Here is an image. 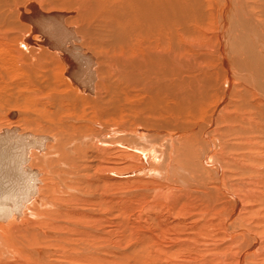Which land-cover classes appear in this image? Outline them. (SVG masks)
<instances>
[{
	"label": "bare ground",
	"instance_id": "bare-ground-1",
	"mask_svg": "<svg viewBox=\"0 0 264 264\" xmlns=\"http://www.w3.org/2000/svg\"><path fill=\"white\" fill-rule=\"evenodd\" d=\"M52 2L55 1L53 0ZM59 2L61 3L59 6L60 8L51 10V8H54L51 6L54 5H51L46 0H0V116L1 114H4L12 121H16L20 118V115L28 116L27 114H30L31 106L28 108L27 105L33 100L38 103L57 99H66L68 101L72 100V103L79 101L77 102L78 105L75 104L76 108L72 109L76 112L80 109V107H83L82 116L84 118L86 117L85 112L88 110L87 107H91L90 114H93L96 117V120L94 118H90L89 121L93 120L91 124L85 123L81 126L77 124L81 132H85V134L86 132H90L88 133L89 135L84 134V136H80L79 134L78 136H80V139H78L80 142H90V146L87 144L88 151L91 150L94 152L95 157L99 161L96 165H79L80 169L82 167L84 170L93 171L94 174L89 175L87 172V174L83 172V174H85L83 175L84 183L81 181L82 184H80V182L75 180V184H73L72 187L70 186L73 190L79 189L81 192H84L86 196L89 195L90 197L91 195L87 192L92 190L94 186L96 188H100L101 184L103 187L109 185L115 186V182L113 180L123 176L124 173L120 172L122 169L113 165L115 164L114 161L117 162L118 159H120L119 162H121V160L124 161V164L126 161H130L131 164L132 162L134 164V161L137 162L138 165L136 164L134 166L135 170L133 171L134 168L132 169L131 167L133 172L131 171L127 174L131 175V173L142 171L144 173L146 170H155L159 172V170L163 169L164 173L163 171L162 173L164 176V174L166 175V173H169V168H174L177 172L179 169V163L175 161L178 160L179 154H182L183 160L181 161L179 159V161L182 162L184 166L180 165L183 166L182 169L188 170V174H191L188 176L185 175L186 177L180 176L181 182L182 180L184 181L180 186L182 189L179 186L174 187L175 184L174 186L171 185L173 180L169 176V180L172 181L169 182L166 178V182L164 181L165 183H160L163 180L156 183V188L150 192L148 191V193H145L146 195L149 193L152 194L150 196L151 200H147L146 198L149 197L146 196L145 199L147 201L144 199L143 201L145 202L141 201L142 203L139 207L140 209L136 212L137 214L132 216L130 214L129 220L131 221V224L135 226L136 230H141V232L137 234V237L135 236L141 244V247L143 249L146 248V250L149 248V250L152 251L153 259L151 260L154 261V264H195L191 261V263L185 262L184 260L172 262L167 261V256H170L173 248L176 247L182 250L187 249L192 252L196 251L199 254L202 252L200 249L203 248V251L206 250L208 252L207 254H204L207 255V260L205 259L206 261L203 264H212L213 261L216 262L219 259L222 264H228L227 262L230 260H233L234 264H264V231H262L264 230V69H261L260 65L262 64L261 62L258 63V56H256L257 52L260 53L257 51L259 48H256V46L264 47V0H59ZM59 2L57 4H59ZM61 5H70L71 7L69 9H63ZM93 22L102 26V28L104 26L108 31V34H105L106 38L109 37L107 41L109 43L112 42L115 47L114 49L119 52L115 54V57L108 56V54L111 53V49L108 51V44L105 41L106 39L104 38L103 40V35L106 30L103 28L101 33L100 31H96L93 26ZM234 27H238L236 28L238 31L240 30L239 28H241V30L246 33L245 35L239 34L235 37L238 38L234 41L236 46L238 43L241 45L246 44L247 41H257L258 45L255 44L254 46L249 44V46L254 48L249 51H253L250 54L252 55V58L254 57L253 59L256 63L252 60L253 63H249L246 66L243 57H234L233 54V57H226V52L224 46L222 45L223 43L221 42L222 48L218 52L219 57H214L215 51L213 53V51L208 48V51L205 53L202 52V48H206L204 47L206 42L208 43V41H212L213 43V39L217 38L219 39L217 42L223 40L224 42L226 41V43H229L227 42L229 41L228 38L232 39L231 36L235 34H232L233 30L231 32L229 31ZM226 32H229V35ZM91 43L96 51L98 50L100 51V54H103V56L99 55L100 58L104 57V59L102 58L103 62H101L99 56L91 50L92 48L89 49L87 47V44L91 45ZM199 43L201 45L203 44V47L199 45ZM232 48H234V45H232ZM235 48L237 50V47ZM238 52H240V50ZM55 56L57 58H55ZM245 58L247 60L249 59L247 57ZM259 58L260 60L261 58L263 60L264 57L260 56ZM216 61L218 62V65L215 66V68L209 67L212 65L211 63L214 64ZM59 62H62L63 64ZM52 66L53 68H51ZM263 66L264 65H262V67ZM116 69L120 72L118 73ZM105 73L108 75L110 74L114 79L112 80V83L114 84V87L112 86V90L110 85L107 84L108 82L106 83V79L103 76ZM62 74L65 78L64 81H66L69 85L66 82H59L63 81L61 80ZM179 74V79L182 77L181 74L189 75L185 80H179V83H176L174 78ZM70 76H79V82L73 83ZM110 78L111 77H109V80ZM172 78L174 80H172ZM172 81L176 83V86L175 83L173 85ZM211 82L216 84L214 85L216 88L213 90H211L212 88L210 87ZM15 88L25 92L26 96L21 94L18 98L15 96V99L13 97ZM118 89H121V91ZM60 91L61 93L64 92L65 95L59 96L58 93H60ZM116 91L119 93H122L123 91L125 102L127 103L123 104L124 107L122 105L115 104V102L113 103V100L112 102L109 100L110 103L108 102V99L118 97L116 96ZM168 91H173L175 103L171 101L172 97L170 100L168 99L169 95L167 99L163 97L164 93L166 94ZM8 92L11 95H7ZM19 92L20 91H18V93ZM139 96L141 98H139L140 100L137 99ZM21 99L26 105L24 108L22 106V112H19L18 110L1 111V109L6 107L11 109L20 107ZM164 99L169 101H166V103ZM120 100L121 99H119V101ZM116 102H118V100ZM170 102H173V104L170 106H164L168 110V112H166L167 110L165 111L168 113L167 115H170L172 112L173 114H176L178 119L181 118V116L183 118L185 117V121H188V119L186 120V117L190 116L191 118H203L202 120H206L204 122L206 125H202L201 122H196L192 125V127H187L188 129L185 127V129L182 128L183 130L179 131L178 134L186 133L185 136L183 135L184 139H181L183 143L181 140L179 141L181 143H179V139H176L177 141L175 140L171 128H169L171 135L169 134V136H165H171V139L167 141L168 147L164 146L168 148V154L166 153L167 155L165 161L164 163H161L160 166V162H157V164L153 160L156 153L159 152L156 150L157 147L155 148V145L159 144H154V146L152 145L153 143H156L154 140H152V144L148 147L147 141L145 142L146 147H133V149H137L136 153L138 154L134 153L135 151L132 153H130V151L126 154V151L120 150V148L122 149V147L127 145L128 136L125 137V139L123 134H121L125 131H128V133L131 131L132 136L138 135L139 142L146 140L145 136L147 133L149 137V133H151L149 131H152L150 129H153L151 127L154 126H152L153 124L151 125V121L149 122L148 120L147 122V119H145L146 121L144 122V119L140 117L141 115L138 116L139 112L140 114L143 113L144 109L157 112L158 109L163 108V103L168 105ZM33 103L35 102L33 101ZM64 104L62 105L64 106ZM41 105L42 108L40 109L44 108L47 110V108H45L46 104L44 107L43 104ZM69 105L71 104H68V108ZM127 105L134 108L135 110L133 113H136L140 119H143L142 122H144V127H142V125L139 127L137 124L136 128L129 129L128 126H130V123L126 126H120L117 122L116 123L118 125H114V122L113 124L110 122L112 118L117 117L119 114L122 115V112ZM141 105L142 108L143 106L147 108H143L139 111ZM148 106L151 107L148 108ZM52 107L56 109L54 105H52ZM58 107L60 108V106H57V111L59 110ZM36 108L37 107L33 109L36 110ZM131 108H127V110L130 109L129 111H131ZM163 110L165 109H162V112ZM33 111L31 113H33ZM39 111L40 110L37 112ZM129 111H127V115ZM46 112L44 114L41 112V117H44L43 115H46ZM129 113V116H132V113ZM79 115L80 114L77 113L75 114V116L80 118ZM152 115L154 114L151 113L150 116ZM162 115L163 116L161 117L165 118L164 113ZM167 115L165 114V116ZM46 116L48 120H44L48 122L50 117L48 118V115ZM58 116H56V118ZM64 116L62 115V118ZM105 116L110 118L109 122L106 118H104ZM30 117L31 116H29V118ZM161 117L160 119H162ZM31 118L34 119V117ZM126 118L129 119L128 116ZM132 118H130L129 122L132 121ZM166 118L168 119V116ZM183 118H181L180 121ZM42 119L40 118V122ZM122 119L119 118V120ZM169 119L171 118L169 117ZM193 119L191 120L193 121ZM50 120H52L51 123L57 124L56 121L54 122V118ZM69 121L71 120L69 119ZM170 121L172 122V119ZM170 121L167 122L169 123L167 126L171 124ZM135 122L138 121L134 120L133 123ZM19 123L15 125H1L0 133L4 130L16 128L18 129L19 134L31 132V134L48 136L51 139L47 142L44 151L40 152L38 150H32L29 155L30 160L28 167L33 170H37L39 173V185L37 187L36 195L31 199V201L25 204L19 217L13 215L9 220L0 221V264L28 263H24L25 261L16 262L15 259H20L16 252L11 254L13 256V259L10 260L11 262L7 260L10 258L5 259V255L12 249V247L18 248L17 250H20L23 254L32 255L34 257V262L40 264L41 255L44 251L40 252L37 250L31 251L28 250V248L25 249L22 247L23 245L21 246L18 242L21 240L17 241L14 238V235L16 231L18 235L24 236L26 234V232L25 234L23 232V229H25L24 227H27L28 229L30 228L28 227L30 219L25 217V213L28 209H30V206H37L39 201H45V197L52 195V193L49 192L52 189L46 185L47 182L43 181V179H45L44 176L46 175L43 176L41 172L42 170L40 171L38 167H33L32 161L33 156H36L39 153H47L49 147H51L52 144L57 143V140L47 134L37 133L34 131L23 132L22 129H19L16 126L19 125ZM25 123H27V121ZM51 123L49 122L48 124ZM73 123H76L75 120ZM133 123H131L132 125L130 127L135 125ZM160 123L161 125L164 124V119L163 122L160 120ZM173 123L176 128L177 126L175 125L174 120ZM181 125H183L182 122ZM45 126L48 127V125ZM43 127L44 126L42 125V128ZM35 128L37 127H34L33 129ZM48 128H50V125ZM54 128L55 127H52V129ZM155 129H157L156 126ZM179 130L181 129L179 128ZM176 131L178 130L176 129ZM156 132L158 134H160L159 132L163 133L158 129ZM107 135L109 136L106 137ZM176 135L174 136L176 137ZM132 136L131 138H128L134 140L132 139ZM152 136L155 138L157 137L153 134ZM63 139L62 143L58 145L59 147H57L58 152L61 153H63V150L65 152V145L67 144V142ZM148 139L151 140V138ZM162 141L164 142L163 139ZM175 141L179 143V146H173ZM98 142L101 143V146H99ZM170 142L173 144L172 146ZM129 143H132V141ZM193 143L201 149L200 152L198 151L199 148L197 149L196 146H193ZM82 148L80 147V149ZM125 149L127 150V148L124 147V150ZM144 151L146 152V155ZM117 152H121V155L116 154ZM174 153L176 154V158H173L174 156L171 157ZM68 155L66 157H70ZM170 159L172 160V163H169ZM41 161L43 163V160ZM61 161H63L62 158ZM92 162L94 161L92 160ZM131 164L129 163V166ZM41 167L42 166L40 165V168ZM176 167H178V169H176ZM124 169L125 167L123 170ZM75 172H77V169ZM146 174L149 175V172ZM195 174L200 175H198V178L194 179ZM176 175L178 176V173H176ZM206 176L210 178L212 185L214 184V186L211 187L208 185L209 182L207 183L206 180L209 178ZM141 178L144 179V177ZM152 180L154 179L152 178ZM135 181L137 182V180ZM191 181L194 183L196 182L197 185L201 186L202 188H198L202 190H194L195 187L192 189V184H190ZM144 183L146 184V182ZM144 183H142V185H145ZM154 183L155 180L152 185H154ZM209 184H211V182ZM81 186L83 188H81ZM117 186L118 185L116 184L115 188H117ZM40 192L41 195H43L42 197L40 196ZM101 196L102 195H100V197ZM72 198L77 202L75 207L66 208V212L53 210L52 213L54 215L47 211L44 213V216L52 218V223L50 221L46 222L47 219H45V222L40 223H35L32 220L34 226H47L48 228L57 231H54L57 235H65L64 239L57 237L59 238V241L63 240L67 246L75 245L78 247L71 249H68L70 247L67 248V250L70 251L67 252L70 254H65L63 256L66 261L65 263L108 264L109 254L106 250L100 251L98 256H93L95 253V247L93 244L87 242L85 243V246H80L79 248L80 244L72 235L77 233L81 238L88 240L90 235L94 236L96 233L89 231L91 226L97 231L95 225L99 223L101 225L100 235H107L109 239H112L115 237L114 235L116 231L113 230L110 225L113 227L112 224L114 221L109 223L105 218H96L99 217V214L102 215V213L97 212L98 209L95 210L92 207L90 203L93 201L89 200L88 202L87 199L80 200L75 197ZM100 200L104 203V205L106 204L105 207H108V209L110 208V210L117 209L120 213L124 214L127 212L132 213L131 210L133 208H127L130 207L131 204L128 206V204L122 200L117 201L104 195ZM67 201L70 203L73 202L71 199ZM51 205L55 209L62 207L53 203ZM207 208H211V210H213L216 214H222V217L220 215L221 219L219 217L216 219L205 218V215L207 216L208 213ZM67 209H70L69 213H67ZM136 210L137 209H135V211ZM177 210L183 212L184 215H180V217L174 216ZM214 213L212 212V214ZM29 215L35 217L34 213L29 212L28 216ZM13 218L16 219L13 220ZM36 218H38L37 214ZM151 220L155 221L153 225H151ZM14 222H18V224L20 223L21 225ZM57 222L63 223L61 226H58L56 224ZM78 222L86 224L85 226L73 224V228H69L65 225L68 223ZM115 223L114 225H116ZM221 223L226 230V235H228L225 242L228 252L226 255L224 254L225 256L217 253L219 243H210L209 241H206V238V240H200L198 238L204 237L202 236L203 233L209 229L211 230L216 228V226ZM106 224H108L109 227L105 226ZM152 226L157 229H153ZM181 227L184 231L180 230ZM188 229L189 232H186ZM168 230H172L173 232L174 236L169 239L175 243L174 247H166L165 242H162L164 234L162 236L159 232H165ZM36 231L40 232V230ZM45 231L42 229L41 233L46 236L51 235V232L48 231L50 233L49 234ZM181 231L184 234L189 235V237L186 236L187 238H181L183 235ZM134 233H136V231H134ZM119 234L121 233L119 232L118 235ZM238 234L239 236H237ZM24 239L25 240L23 241H28L27 238ZM121 241L122 240H119V243L115 245L120 244ZM36 243L38 245L37 240ZM54 243H51V245H54ZM80 243L83 244L81 241ZM48 247H50V245H48ZM51 247L49 248V252L52 250ZM241 249L242 253H238L239 255H237V252H233V250L239 251ZM115 250L120 252V249L116 248ZM122 250L124 251V254L114 255V260L119 261L123 259V257H126L127 251L123 248L121 249V253H123ZM11 251H13V249ZM144 251L145 250H142V255H144ZM54 256L56 255L54 254L51 256V261L56 260L54 259ZM237 256L238 259L235 258ZM86 257H89L90 260ZM230 263H232V261Z\"/></svg>",
	"mask_w": 264,
	"mask_h": 264
},
{
	"label": "rangeland",
	"instance_id": "rangeland-1",
	"mask_svg": "<svg viewBox=\"0 0 264 264\" xmlns=\"http://www.w3.org/2000/svg\"><path fill=\"white\" fill-rule=\"evenodd\" d=\"M48 3H50L51 5H54V6H51V7H54V8H51V10H54V9H59L60 7V2H59V0L57 1V0H54L55 2H52L53 0H46ZM59 2V4H57ZM61 7H63V9H69L71 6L70 5H61ZM75 18V17H74ZM96 22H93V26L95 27V29H96V31H100V33L103 31V28L105 29V27L103 26V28H102V26H100V25H97V24H95ZM100 28H101V30H100ZM236 28H238V27H234L233 29H230V31L229 30H227V31H229V32H231L232 30V34L233 33H235V34H231L232 36V39H234V40H232L231 38H228V40L229 41H227V42H229V43H226V41L224 42L223 40H220V41H218L217 42V40H219V39H213V43H212V41H208V43L206 42V46L204 45V47H206V48H202V52L203 53H205L206 51H208V49L210 50H212L213 51V53H214V51H215V53H214V57H219L218 56V52L221 50V48H222V45L224 46V49H225V52H226V57H233V55H234V57H243L244 58V61H245V64H246V66L250 63H253V62H255L254 61V57L252 58V55L250 54L251 52H253V51H249V50H251L253 47H251V46H249V44L250 45H254L255 46V44L256 45H258V43H257V41L256 40H254V42L253 41H247V43L246 44H241V45H239L240 43H238L237 44V46L235 45L236 43L234 42V41H236V39H238V38H235V37H237V35H241V34H246L245 33V31H243V30H241V28H239L240 30L238 31V29H236ZM248 28V27H247ZM106 30V29H105ZM95 31V30H94ZM243 33H242V32ZM229 32H226L227 34L229 33ZM99 33V32H98ZM105 34L107 35L108 34V31L106 30L105 32H104V35H103V40H104V38L106 39L105 41H106V43L108 44V46H107V49H108V51L110 50V52L111 53H109L108 54V56L109 57H115V54H117V53H119V52H117L114 48V46H113V43L112 42H108L107 41V39H109V37H107L106 38V36H105ZM214 35H215V32H214ZM229 35V34H228ZM235 35V36H234ZM85 39V38H84ZM230 39H231V42H230ZM263 39V38H262ZM264 41V40H263ZM211 42V43H210ZM223 43L222 45H221V43ZM233 42V43H232ZM238 42V41H237ZM210 44V45H209ZM230 44V45H229ZM234 45V48H232V45ZM264 44V43H263ZM88 46V48L89 49H91L93 52H95L98 56L100 55H102L103 56V54L101 53H99L100 51H96L95 50V48H93L94 46L92 45V43H91V45L90 44H87ZM199 45H201L200 43H199ZM203 45V44H202ZM201 45V46H202ZM214 46V47H212V46ZM229 45V46H228ZM244 45V46H243ZM110 46V47H109ZM208 46V47H207ZM218 46V47H217ZM109 47V48H108ZM203 47V46H202ZM220 47V48H219ZM226 47V48H225ZM235 47H237V50H236V48ZM242 47H244V48H242ZM251 47V48H250ZM208 48V49H207ZM230 48V49H229ZM232 48V49H231ZM241 48H242V50H241ZM249 48V49H248ZM256 48H259V49H257V51H259L260 53H256L257 55L256 56H258L257 57V61H258V63H260L261 62V64L262 65H264V58H263V60H262V58H261V60H260V56L261 57H264V47H260V46H256ZM254 49V48H253ZM114 50V51H113ZM205 50V51H204ZM217 50V51H216ZM228 50H229V52H228ZM231 50H233V51H231ZM240 50V52H238ZM230 51H231V54H230ZM236 51V52H235ZM255 51V50H254ZM116 52V53H115ZM235 52V53H234ZM263 54H262V53ZM233 54V55H232ZM241 56H240V55ZM246 54V55H245ZM260 55V56H259ZM263 55V56H262ZM100 56H99V58H100ZM48 57V56H47ZM245 57H247V58H249L248 60H249V62H248V60L245 58ZM251 57V58H250ZM55 58H57L56 56H55ZM104 59V57H101L100 58V61L101 62H103L102 60ZM58 60V59H57ZM252 60H253V62H252ZM218 61V60H217ZM216 61V63L214 62V64L213 63H211L212 65L211 66H209V65H205V66H209V67H212V68H215V66H217L218 65V62ZM263 61V62H262ZM246 62H248V63H246ZM59 63H61V64H63L62 62H59ZM256 63V62H255ZM103 64V63H102ZM262 65H260L261 66V69L263 70L264 69V66L262 67ZM56 67V66H55ZM54 67V68H55ZM115 67H117V66H115ZM51 68H53V66L51 67ZM102 68H103V66H102ZM214 70V69H213ZM116 71L119 73L120 71L118 70V69H116ZM100 72H101V70H100ZM53 74V73H52ZM100 74H102V73H100ZM106 74V73H105ZM103 75L104 77H105V79H106V83L107 84H109L110 85V87H111V90L113 89L112 88V86L114 87V84L112 83V80H114L113 78H112V76L109 74H106V75ZM185 75H187V76H185ZM188 75L189 74H181V76L182 77H184V78H182L181 77V79H179L180 78V74L179 75H177L174 79H175V82L176 83H179V80H185L187 77H188ZM102 77V76H101ZM109 77H111L110 78V80H109ZM172 78V80H174ZM61 80H63V81H59V82H63V83H65L66 81H64L65 80V78L63 77V74H62V76H61ZM109 80V81H108ZM174 81H172V83H173V85H174V83H175ZM67 83V82H66ZM176 83H175V86H176ZM213 83V84H212ZM68 84V83H67ZM62 85V84H61ZM65 85V84H64ZM69 85V84H68ZM214 85H216L214 82H211V85H210V87L212 88L211 90H213L214 88H216ZM174 89V88H173ZM176 89V88H175ZM118 90H120L121 91V89H118ZM18 91H20L19 93H18ZM15 92H16V94H15ZM117 92V91H116ZM19 94V95H18ZM21 94H23L24 96H26L25 94V92H23V91H21L20 89H18L17 90V88H15L14 89V92H13V97L16 99V97L18 98ZM119 94V95H118ZM166 94H167V96H166ZM166 94L164 93V98H168V95H169V100H170V98L172 99L171 101H173L174 102V98H173V91H168V93L166 92ZM172 94V95H171ZM7 95H11L9 92L7 93ZM58 95L59 96H63V95H65V93L64 92H62L61 93V91H60V93H58ZM16 96V97H15ZM115 96V95H114ZM116 96H118V97H115L114 99H108V102L110 103V101L112 102V100H113V103L115 102V104H119V105H122L123 107H124V105L123 104H125L126 102H125V96H124V94H123V91H122V93L120 92H117L116 93ZM119 96H121V97H119ZM142 96V95H141ZM62 98V97H61ZM109 98V97H108ZM140 98V96L137 98L138 100H140L139 99ZM119 99H121L120 101H119ZM32 100V99H31ZM59 100V101H58ZM110 100V101H109ZM118 100V102H116V101ZM123 100V101H122ZM165 100V99H164ZM164 100H163V102H164ZM169 100H165V102L167 101H169ZM33 101L35 102V103H33ZM33 101H31V103H29L27 106H28V108L30 107V114L28 113L27 115L28 116H26V115H20L19 117L21 118V116H22V118L20 119V118H18L16 121H12L11 119H9L7 116H5L4 114H1V116H0V126L1 125H11V124H13V125H15V124H18L20 121V123H19V125H16L19 129H22L23 130V132H29V131H34V132H37V133H42V134H47V135H50L52 138H54L55 140H57V143H55V144H52V145H54V146H52L51 145V147H49V149H48V151H47V153H39L38 155H36V156H33V161H32V165H33V167H38L39 168V170L42 172V174H43V176L44 175H46V176H44V178L45 179H43V181H45V182H47L46 183V185L47 186H49L52 190H50L49 192L50 193H52V195H50V196H47V197H45V201H43L42 199H41V197L43 196V195H41V192H40V199L43 201H39V203H38V205L36 206H34V207H31L30 206V209H28L27 210V212L29 213V212H31V213H34L35 214V217H33V216H31V215H29L28 216V213L26 212L25 213V217H27V218H29L30 220H29V225H28V227H30L29 229L27 228V227H24L25 229H23V232H24V234H25V232H26V234L23 236H20V235H18L17 234V232L15 231V235H14V238L18 241V240H21V241H18L19 243H20V245L22 246V247H24L25 249H27L28 248V250H31V251H40V252H43V254L41 255V262H40V264L42 263V264H58V263H62V264H69V262L68 263H65L66 261L64 260L65 258L63 257L65 254L66 255H68V254H70V253H68V252H70L69 250H67V248L68 247H70V248H68V249H71V248H78V247H76L75 245H66L65 243H64V241L63 240H61V241H59V238H63L64 239V236L65 235H57L55 232H57V231H55V230H52L51 228H48L47 226H39V225H35L34 226V224H33V222H35V223H40V222H45V219H47L46 220V222H48V221H53L52 220V218H50V217H48V216H44V213H46L47 211L49 212V213H51L52 215H54L53 213H52V211L54 210V211H60V212H66V208H72V207H75V205H77V202L72 198V197H75V198H78V199H87L88 200V202H89V200H91V201H93L92 203H90L91 205H92V207L95 209V210H97L98 209V211L97 212H100V213H102V215H100L99 214V217H96V218H105L109 223H111V222H113L114 221V223L116 224V225H114V223L112 224L113 225V227L110 225V227L113 229V230H115L116 232H115V237H113L112 239H109V237L106 235V236H101L100 235V232H101V225L98 223L97 225H95L96 226V228H97V231H96V229H94L92 226H91V229L89 230V231H93V232H96L95 234H94V236H92V235H90V238L88 239V240H86V239H84V238H81L77 233H75L74 235H72L74 238H75V240L80 244L79 245V248H80V246H85V243H92L93 244V246L95 247V253L93 254V256H98V253L100 252V251H103V250H106V252L109 254V257H108V260H109V263L108 264H150V263H152V264H154V261L153 260H151V259H153V257H152V251H150L149 250V248H147V250H146V248H142L141 247V244L139 243V241H138V239L136 238L137 237V234L139 233V232H141V230H139V229H137L136 230V228H135V226L134 225H132L131 224V221L129 220V218H130V214H131V216L132 215H136L137 213L136 212H138V209H140L139 207H140V205H141V203L142 202H145V201H143V199L144 200H151L150 199V196L152 195V194H145V193H148V191L150 192V191H152L154 188H156L157 186L155 185L156 183H159L160 181H162V182H160V183H165L166 181H165V179L167 178L168 179V181L170 182V181H172L173 180V182H171V185H173L174 186V184H175V186L174 187H180L182 184H183V180H182V182H181V179H180V176H188V175H191V174H188L187 173V169L185 170V169H182L183 168V166H184V164L182 163V162H180L179 161V159L182 161L183 160V156H182V154L180 155L179 154V156H178V160H176L175 162H177V163H179V165H178V167H179V169H178V167H176V169H178L177 170V172L174 170V168H169V173H166V175H167V177H166V175L164 174V176H163V173H164V171H163V169H161V170H159V172H157V171H155V170H152V171H149V170H146L144 173H143V171L142 172H134V173H131V175L130 174H127V173H130L131 171H132V169L134 168V166L137 164V162H135L134 161V164H133V162H132V164H131V162L130 161H126V163L124 164V161H122L121 160V162H119L120 161V159H118V161L116 162V161H114L115 162V164H113V165H116L119 169H122L120 172L121 173H124L123 174V176H121L120 178H115L113 181L115 182V186H111V185H109V186H104L103 187V185L101 184V186H100V188L99 187H93L92 188V190H87V191H89V192H87L88 194H90L91 195V197L89 196V195H85L84 194V192H81L79 189L77 190V189H72V188H70V186L72 187V185L73 184H75V180L76 181H78V182H80V184H82V182L84 183V181H83V175H85V174H89V175H93L94 173H93V171H90V170H84V169H82V167H81V169H80V166L79 165H96V164H98V159L95 157V153L94 152H92L91 150H89L88 151V148H87V146L89 145L90 146V142H80V136H84V134H85V132L83 133V132H81L80 130H79V126H81V125H83V124H85V123H90L91 124V122L93 121H89V119L91 118V119H95L96 120V117L93 115V114H90L91 112H90V109H91V107H87V112H85V115H86V117L84 118L83 116H82V111H83V107H80V109H78L76 112H75V110H73L72 108H76L75 107V104L76 105H78L77 104V102H79V101H76V103L74 102V103H72L73 101L71 100V101H68V100H66V99H57V100H52V101H56V102H52L51 100H47L46 102H40V103H38L37 101H35V100H33ZM63 101H64V103H66V104H64L63 103ZM20 102L22 103V105H21V103H20V107H18V108H3V109H1V111H7V110H18L19 112H22V106H23V108L24 107H26V105L22 102V99L20 100ZM59 102V103H58ZM121 102H123V103H121ZM166 102V103H167ZM173 102H170V104L168 103V105H166V103H163L162 104V107L163 108H161V109H158L157 110V112L155 111V112H152V111H148V110H146V109H144L143 110V113H141L140 114V112H139V114H138V116L139 115H141L140 117L141 118H143L144 119V122L146 121L145 119H147V122H148V120H149V122L151 123V125L152 126H154V127H151V128H153V129H150V130H152V131H149V132H151V133H149V137H148V133H147V135L145 136L146 138V140L144 141V140H142L141 141V139H140V141L141 142H139L138 140H139V136L138 135H134V136H132V133H131V131H129V133H128V131H125V132H123V133H121V134H123V137L125 138V137H130L131 138V136H132V139H134V140H131L130 138H128L127 137V145H125L124 147L125 148H127V150L125 149L124 150V147H122V149L120 148V150H122V151H126L127 153L126 154H128V152H130V153H132V152H134V153H136V151H137V149L135 150V149H133V147H135V146H142V147H146V141H147V147L148 146H150L152 143L151 142H153L152 140H154V141H156V143H153L152 145L154 146V144H159V145H155V148H156V150H158L159 152L158 153H156V156H155V158L153 159L154 160V162L155 163H159V166L161 165V163H164V161H165V158H166V155L168 154V143H167V141H169L171 138V136L170 137H167V136H165V135H168L169 136V134L171 133V132H169V128H171V131H172V134H173V137L175 138V140L176 139H179L178 140V142L181 140V139H184L183 137L186 135V133L185 134H183V133H181V134H178V132L179 131H182L183 129H188L187 127H192V125L194 124V123H196V122H201L202 123V125H204L205 123V121L206 120H202L203 118H198V117H192L191 118V116L190 117H186V120L188 119V121H185V117L183 118L182 116H181V118H183L181 121H180V119L181 118H177L176 117V114H173L172 112L170 113V115H167L168 113H166V112H168V110L164 107V106H170V105H172L173 104ZM37 103V104H36ZM52 103H55V104H52ZM64 104V106L62 105V104ZM71 104V105H69V108H68V104ZM175 103V102H174ZM25 106H24V105ZM41 104H43V107H44V105H45V108H47V110L46 109H40V108H42V105ZM58 104H60V105H58ZM127 104V103H126ZM37 105V106H36ZM52 105H54L55 106V108L56 109H54V107H52ZM57 106H60V108L58 107V109L60 110H58L57 111ZM67 106V107H66ZM71 106H74V107H71ZM35 107H37L36 108V110L35 109H33V108H35ZM79 107V106H78ZM126 108V110L124 109V111L126 112V114H125V112L123 111L122 112V115H118L117 117H114V118H112V120L113 119H115V120H111L110 122H112V124H113V122H114V125H120V126H126V125H128L129 123H130V126L132 125L131 123H133L134 122V120L135 121H138V122H135V123H133V124H135V125H133L132 127H130V126H128L129 127V129H134V128H136V125L137 126H139V127H141V125H142V127H144L145 125H144V122H142L143 121V119H140V117H138L137 116V114L136 113H133L134 112V108H131L130 106H125ZM149 107H151V106H148V108ZM49 108V109H48ZM50 108H52V109H50ZM122 108V107H121ZM127 108H131L132 110L131 111H129V110H127ZM143 108H147V107H144L143 106ZM142 108V105H141V108L139 109V111L141 110V109H143ZM63 109V110H62ZM71 109H72V111H71ZM162 109H165V110H163V112H162ZM33 110H35V111H33V113H31ZM38 110H40L39 112H37ZM42 110V111H41ZM70 110V111H69ZM167 110V111H166ZM47 111V112H46ZM49 111V112H48ZM50 111H51V113H50ZM55 111V112H54ZM57 111V112H56ZM127 111H129V112H131L132 113V116H129L130 115V113L128 112V115H127ZM146 111V112H145ZM158 111H160V112H158ZM166 111V112H165ZM41 112H42V114H44L45 112H46V115H48V118L50 117V119H52V118H54L55 120H54V122L56 121L57 122V124L56 123H51L52 122V120H50L49 119V121L47 122L46 120H44V119H47L46 117V115H43L44 117H41ZM61 114H60V113ZM63 112H66V113H63ZM72 112H73V114H72ZM89 112V113H88ZM138 112V111H137ZM142 112V111H141ZM153 113L154 115H152V116H150L151 115V113ZM49 113V114H48ZM63 113V114H62ZM80 114L79 116H80V118L78 117V116H75V114ZM160 113V114H159ZM164 113V117L165 118H163V117H161V116H163L162 114ZM20 114H22V113H20ZM32 114V115H31ZM51 114V115H50ZM59 116H58V115ZM68 114V115H67ZM125 114V115H124ZM134 114H135V117H134ZM150 114V115H149ZM156 114V115H155ZM165 114L168 116V119H169V117L172 119V122L170 121L171 119H167L166 117L167 116H165ZM52 115H54V116H52ZM62 115L65 117H63L62 118ZM90 115H93V116H90ZM124 115V116H123ZM148 116V117H146V116ZM3 116V117H2ZM29 116H31V117H34V119L33 118H29ZM56 116H58L57 118H59V119H57L56 118ZM70 116V117H69ZM82 116V117H81ZM88 116V117H87ZM128 116V118L129 119H127L126 117ZM150 116V117H149ZM172 116V117H171ZM42 119L41 120V122H40V118ZM68 117V118H67ZM121 118L122 119V117H123V121L122 120H119V118ZM135 118V119H133V118ZM137 117V118H136ZM160 117L162 118V119H160ZM62 118V119H61ZM104 118H106L107 120H108V122H109V117H107V116H105ZM125 118H126V121H125ZM130 118H132L131 120L132 121H130L129 122V120H130ZM156 118V119H155ZM158 118V119H157ZM193 119V121L191 120V119ZM199 119V121H198V119ZM28 119V120H27ZM63 119H66V120H63ZM69 119L71 120V121H69ZM83 119H85V120H83ZM105 119V120H106ZM163 119H164V124H162L161 125V123H160V120H162V122H163ZM48 120V119H47ZM59 120V121H58ZM63 120V121H62ZM74 120H75V124L73 123L74 122ZM80 120V121H79ZM104 120V119H103ZM119 120V121H118ZM128 120V121H127ZM139 120H140V122H139ZM154 120V121H153ZM170 121V123L172 124V126H171V124L169 125V126H167L169 123H167L168 121ZM173 120L175 121V125L177 126L176 128H175V126L173 125L174 123H173ZM190 120H191V122H192V124H191V122H190ZM201 120V121H200ZM27 121V123H25V122ZM37 121V122H36ZM44 121V122H43ZM122 121V122H121ZM166 121V122H165ZM47 122V123H46ZM51 123V124H48V123ZM70 122V123H69ZM118 124H117V123ZM146 122V123H147ZM181 122L183 123V125H181ZM39 123V124H38ZM41 123V124H40ZM43 123H45V124H43ZM59 123V124H58ZM61 123V124H60ZM63 123H65V124H63ZM143 123V124H142ZM177 123V124H176ZM35 124V125H34ZM72 124V125H71ZM77 124H79V126L77 125ZM111 124V123H110ZM124 124V125H123ZM155 124V125H154ZM158 124V125H157ZM186 124V125H185ZM188 124V125H187ZM38 125H39V127H38ZM42 125L45 127H43L42 128ZM45 125H48V127H49V125H50V128H48V127H46ZM52 125H54V126H52ZM67 125V126H66ZM189 125H191V126H189ZM206 125V124H205ZM41 126V127H40ZM56 126H57V128H56ZM59 126H61V127H59ZM155 126H156V128L158 129V130H160V131H162L163 133H161V132H159L160 134H162V135H160V134H158L157 132H156V130L157 129H155ZM166 126V127H165ZM174 126V127H173ZM29 127H30V129H29ZM34 127H37V128H35V129H33ZM52 127H55L54 129H52ZM71 127V128H70ZM128 127H127V129H128ZM185 127V128H184ZM60 128V129H59ZM64 128V129H63ZM78 128V129H77ZM168 129V130H166V129ZM175 128V129H174ZM179 128L181 129V130H179ZM183 128V129H182ZM43 131H42V130ZM61 129H62V131H61ZM69 129V130H68ZM74 129H75V131H74ZM173 129V130H172ZM176 129L178 130V131H176ZM41 130V131H40ZM45 130V131H44ZM47 130V131H46ZM55 130V131H54ZM60 130V131H59ZM77 130H78V132H77ZM51 131V132H50ZM167 131H168V133H167ZM174 131V132H173ZM75 132V133H74ZM127 132V133H126ZM177 132V133H176ZM31 133V132H30ZM67 133H70V134H67ZM78 133V134H77ZM88 133H90V132H88ZM87 132H86V134L85 135H89ZM165 133V134H164ZM80 134V136H78ZM126 136H125V135ZM128 134V135H127ZM152 134L154 135V136H157L156 138L155 137H153L152 136ZM164 134V135H163ZM177 134V135H176ZM61 135V136H60ZM171 135V134H170ZM174 135H176V137L174 136ZM184 135V136H183ZM65 136V137H64ZM67 136V137H66ZM109 135H107L106 137H108ZM113 136V135H112ZM69 137V138H68ZM135 137V138H134ZM165 137H167V138H165ZM63 138H65V139H63L65 142H67V144L65 145V152H64V150H63V153H61V152H58V148L57 147H59L58 145L59 144H61L62 143V139ZM79 138V139H78ZM148 138H151V140L150 139H148ZM154 138V139H153ZM165 138V139H164ZM126 139V138H125ZM124 139V140H125ZM156 139V140H155ZM162 139L164 140V142L162 141ZM167 139V140H166ZM157 140H159V141H157ZM162 142H161V141ZM132 141V143H129V142H131ZM148 141H150V142H148ZM177 141V140H176ZM175 141V142H176ZM124 142H126V141H124ZM159 142V143H158ZM171 143V146L173 145V146H179V143H181L182 142V140H181V142H176V143ZM86 143V144H85ZM129 143V144H128ZM134 143V144H133ZM160 143H162V144H160ZM183 143V142H182ZM80 144V145H79ZM88 144V145H87ZM98 144H99V146H101V143L100 142H98ZM143 144V145H142ZM102 145H103V143H102ZM68 146V147H67ZM118 146H120V145H118ZM127 146V147H126ZM164 146H167V147H164ZM170 146V147H171ZM193 146H196V144L195 143H193ZM71 147V148H70ZM80 147L82 148V149H80ZM129 147V148H128ZM197 147V149L199 148L198 146H196ZM167 148V149H166ZM72 149V150H71ZM78 149V150H77ZM80 149V150H79ZM162 149V150H161ZM164 149V150H163ZM176 149V148H175ZM66 150H67V153H66ZM200 148L198 149V151L200 152ZM75 151V152H74ZM174 151V150H173ZM79 152V153H78ZM81 152V153H80ZM145 152V151H144ZM58 153V154H57ZM60 153V154H59ZM140 153V152H139ZM167 153V154H166ZM179 153H181V152H179ZM183 153V152H182ZM63 156H62V155ZM69 154V155H68ZM112 154V153H111ZM116 154H119V155H121V152H117ZM136 154H138V153H136ZM163 154V155H162ZM49 155V156H48ZM70 156V157H66V156ZM73 155V156H72ZM145 155H146V152H145ZM160 155V156H159ZM165 155V156H164ZM75 156V157H74ZM163 156V157H162ZM174 156V157H173ZM80 159H79V158ZM83 157V158H82ZM157 157V158H156ZM161 157V158H160ZM171 157H173V158H176V154L174 153V154H172L171 155ZM170 157V158H171ZM61 158H62V160L63 161H61ZM87 158H89V159H87ZM92 158V159H91ZM164 158V159H163ZM173 158H171V159H173ZM51 159V160H50ZM76 159V160H75ZM78 159V160H77ZM161 159H162V161H161ZM170 159V162L169 163H172V160ZM41 160H43V163H42V161ZM50 160V161H49ZM52 160H54V161H52ZM87 160H89V161H87ZM92 160L94 161V162H92ZM35 161H36V165H35ZM67 161V162H66ZM55 162V163H54ZM66 164H65V163ZM69 162V163H68ZM184 162V161H183ZM59 163V164H58ZM73 163V164H72ZM117 163V164H116ZM122 163V164H121ZM128 163V164H127ZM129 163L131 164L130 166H129ZM157 163V164H158ZM38 164V165H37ZM42 166L41 168H40V165ZM70 164V165H69ZM121 164V165H120ZM183 165V166H181V165ZM120 165V166H119ZM138 165V164H137ZM78 166H79V168H78ZM181 166V167H180ZM73 167H75L76 169H77V172H75L76 171V169L75 168H73ZM125 167V169L123 170V168ZM127 167V168H126ZM131 167H132V169H131ZM37 168V169H38ZM43 168V169H42ZM73 169V170H72ZM75 169V170H74ZM130 169V170H129ZM43 170H46V171H43ZM80 170V171H79ZM135 170V168L133 169V171ZM183 170V171H182ZM72 171V172H71ZM73 171H74V173H73ZM132 171V172H133ZM162 171H163V173H162ZM46 173V174H44V173ZM78 172H79V174H78ZM82 172V173H81ZM83 172L85 173V174H83ZM87 172V173H86ZM147 172H149V175L148 174H146ZM183 172H184V174H183ZM77 173V174H76ZM81 173V174H80ZM162 173V174H161ZM176 173H178V176L176 175ZM136 174V175H135ZM138 174H140L141 175V177H144V179L143 178H141L140 177V175H138ZM152 174V175H151ZM181 174V175H180ZM82 176V177H80V176ZM142 175H145V176H142ZM147 175V176H146ZM197 175V176H196ZM198 175H200V174H195V177H194V179L195 178H198ZM78 176V177H77ZM113 176H115V175H113ZM139 176V177H138ZM152 176H154V177H152ZM162 176V177H161ZM170 176V178H172V180H169V177ZM174 176V177H173ZM185 176V177H186ZM125 177V178H124ZM206 177H208V176H206ZM49 178V179H48ZM78 178V179H77ZM148 178V179H147ZM152 178L155 180V183H154V185H152L153 184V181L154 180H152ZM157 178V179H156ZM162 178H164V179H162ZM173 178H175V179H173ZM209 178V177H208ZM142 179V180H141ZM148 180V182H147V180ZM207 179V178H206ZM94 180H95V178H94ZM119 183H117L116 181ZM135 180H137V182L135 181ZM150 180H152V181H150ZM186 180V179H185ZM199 180V179H198ZM210 178L208 179V180H206L207 181V183L209 182H211V184H209L208 183V185L209 186H214V184L212 185V181L210 180ZM49 181V182H48ZM82 181V182H81ZM112 181V182H113ZM138 181H139V184H138ZM141 181H143V182H141ZM165 181V182H164ZM131 182V183H130ZM141 182V183H140ZM144 182H146V184L144 183ZM150 182V183H149ZM152 182V183H151ZM174 182H177V183H174ZM185 182H187V181H185ZM51 183V184H50ZM135 183V184H134ZM142 183H144L145 185H142ZM206 183V182H205ZM207 183H206V185H207ZM67 184V185H66ZM116 184L118 185L117 186V188H115L116 187ZM122 184V185H121ZM127 184V185H126ZM176 184H177V186H176ZM190 184H192V189L194 188V190H196V189H198V190H202V189H200V188H198V187H201V186H199V185H197L196 184V182L194 183V182H192L191 181V183ZM130 185V186H129ZM193 185H195V186H193ZM68 186V187H67ZM77 186V185H76ZM111 186V187H110ZM121 186V187H120ZM125 188H124V187ZM132 186V187H131ZM136 186H138V187H136ZM141 186V187H140ZM149 186V187H148ZM152 186V187H151ZM216 186V185H215ZM103 188V190H102V188ZM112 187H114V188H112ZM148 187V188H147ZM197 187V188H196ZM81 188H83L82 186H81ZM109 188H110V190H109ZM120 188V189H119ZM123 188V189H122ZM181 189H182V187H180ZM202 188V187H201ZM67 189V190H66ZM113 189H115V190H113ZM116 189H119V190H116ZM150 189V190H149ZM98 190V191H97ZM102 190V191H101ZM106 190V191H105ZM107 190H109V191H107ZM76 191V192H75ZM113 191V192H112ZM214 191V190H213ZM71 192V193H70ZM110 192V193H109ZM104 193V194H103ZM109 193V194H108ZM71 195H72V197H71ZM100 195H104V196H109L111 199L113 198V199H115V200H117V201H119V200H122V201H124L126 204H128V206L130 205V207H127L128 209H132L131 210V212L132 213H120L117 209H114V210H110V208L108 209V207L106 208L105 207V205H104V203H102L101 202V197H100ZM143 195V196H142ZM84 196V197H83ZM146 196L147 197H149V198H146ZM50 197V198H49ZM122 197V198H121ZM124 197V198H123ZM46 198H48V199H46ZM146 198V199H145ZM73 200V202L72 203H70L69 201H67V200ZM49 200V201H48ZM146 200V201H147ZM110 201V200H109ZM117 201H115V202H117ZM140 203H139V202ZM142 201V202H141ZM129 202H132L133 203V205H132V203H129ZM136 202V203H135ZM50 205H49V204ZM57 204V205H59V206H62L61 208H57V209H55L54 207H52V205L51 204ZM48 206H47V205ZM94 204V205H93ZM201 204V203H200ZM94 206H96V207H94ZM52 208H54V209H52ZM202 208V207H201ZM105 209H107V210H105ZM135 209H137L136 211H135ZM208 209V213H207V216L205 215V218H207V219H216L217 217H219L220 218V215H221V217H222V214H216V213H214V211L213 210H211V208H207ZM69 210L70 209H67V213H69ZM109 210V211H108ZM135 211V212H134ZM212 212L214 213V214H212ZM36 214L38 215V218H36ZM180 215H184L183 214V212H180V210H177L176 211V214L174 215V216H179L180 217ZM209 215V216H208ZM217 215H219V216H217ZM42 216V217H41ZM198 216V215H197ZM215 216V217H214ZM44 217V218H43ZM53 217V216H52ZM182 217V216H181ZM40 218V219H39ZM14 219H16V218H13V220ZM221 219V218H220ZM32 220H33V222H32ZM171 220V219H170ZM81 221V220H80ZM32 222V223H31ZM155 221H152L151 220V225H153V223H154ZM14 223H17L18 224V222H14ZM52 223V222H51ZM62 223L63 222H61V223H59V222H57L56 224L58 225V226H61L62 225ZM33 224V225H32ZM73 224H79V225H81V226H85V224L86 223H83V222H78V223H68V224H65V225H67L69 228H73ZM92 224V223H91ZM18 225H21L20 223L18 224ZM118 225V226H117ZM105 226H107V227H109L108 226V224H106ZM119 228H117V227ZM221 226V227H220ZM118 229H116V228ZM37 228V229H36ZM41 228V229H40ZM152 228L153 229H157L156 227H154V226H152ZM264 228V227H263ZM32 229V230H31ZM42 229H44V231L45 232H51V235H48V236H46V235H44L43 233H41V230ZM120 229H121V231H120ZM135 229V230H134ZM177 229H179V228H177ZM224 227H223V224L221 223V224H218L217 226H216V228H213V229H209V230H207L205 233H203V235L202 236H204V237H198L200 240H206V241H209L210 243H216V244H218L219 243V248H218V250H217V253H219V254H221V255H223V256H225L226 255V253L228 252L227 251V245H225V242H226V240H227V236L228 235H226V230L224 229ZM36 230H40V232H38V231H36ZM83 230H86V229H83ZM95 230V231H94ZM180 230H183L182 229V227L180 228ZM35 231V232H34ZM55 231V232H54ZM130 231H131V233H130ZM134 231H136V233H134ZM184 231V230H183ZM211 231V232H210ZM262 231H264V230H262ZM22 232V233H23ZM30 232V233H29ZM34 232V233H33ZM48 232V233H49ZM85 232H87V231H85ZM121 233V234H119V235H121V236H119L118 235V233ZM123 232V233H122ZM172 232V230H168V231H165V232H159L160 233V235H162L163 236V234H164V237L162 238V242H165V246L166 247H174V245H175V243H173L172 242V240H170L171 239V237H173L174 235H173V232ZM175 232V231H174ZM182 232V231H181ZM186 232H189V229H188V231L186 230ZM29 233V234H28ZM50 234V233H49ZM97 234V235H96ZM129 234V235H128ZM182 237L181 238H185L186 236L187 237H189V235H186V234H184L183 232H182ZM17 235H18V237H17ZM26 235H28V236H26ZM117 235V236H116ZM125 235V236H124ZM131 235V236H130ZM17 238H16V237ZM20 236V237H19ZM51 236H54V237H51ZM61 236H63V237H61ZM136 236V237H135ZM161 236V237H162ZM237 236H239V234L237 235ZM23 239H22V238ZM29 237V238H28ZM48 237V238H47ZM57 237H59V238H57ZM128 237H130V238H128ZM186 237V238H187ZM24 238H27V242L26 241H23V240H25ZM30 238H32V239H30ZM39 238H40V240H39ZM42 238V239H41ZM125 238H126V240H125ZM128 238V239H127ZM135 238V239H134ZM170 238V239H169ZM203 238V239H202ZM206 238V239H205ZM44 239V240H43ZM51 239V240H50ZM116 239V240H115ZM137 239V240H136ZM238 239H239V237H238ZM36 240H37V242H38V245H37V243H36ZM113 240H115V241H113ZM119 240H122L121 241V243L120 244H118V245H115V244H117V243H119ZM39 241H41V242H39ZM52 241H54V242H52ZM57 241V242H56ZM80 241L83 243V244H81L80 243ZM136 241V242H135ZM169 241V242H168ZM54 243V245H51V243ZM59 242V243H58ZM115 242V243H114ZM44 243V244H43ZM50 243V244H49ZM62 243V244H61ZM173 243V244H172ZM26 244V245H25ZM40 245V246H39ZM48 245H50V247H51V251L49 252V248L50 247H48ZM55 245H56V247H55ZM58 245V246H57ZM66 245V246H65ZM245 245H246V243H245ZM244 245V246H245ZM26 246V247H25ZM29 246V247H28ZM43 246V247H42ZM63 246V247H62ZM139 246V247H138ZM45 247H47V248H45ZM58 247H62L61 249L60 248H58ZM223 247V248H222ZM246 247V246H245ZM36 248V249H35ZM55 248V249H54ZM63 248H65L66 249V251H65V249H63ZM120 249V252L119 251H116L115 249ZM124 248V250H126L127 251V255H126V257H123V259H121V260H119V261H116V260H114L113 258H114V255H116V254H124V251H123V253H121V249H123ZM138 248V249H137ZM13 249V251H11ZM12 249L9 251V252H7V254L5 255V259H7V258H10V259H7L8 261H10V260H12L13 259V256L11 255L13 252L15 253L16 252V254L19 256V258L20 259H15V261L16 262H23V261H25L24 263H27V264H37V263H35L34 262V257L32 256V255H29V254H23L20 250H17L18 248H16V247H12ZM34 249V250H33ZM45 249V250H44ZM57 249H58V251H57ZM134 249V250H133ZM145 250L143 253H144V255H142V250ZM222 249V250H221ZM16 250V251H15ZM42 250V251H41ZM48 250V251H47ZM59 250H61V251H59ZM138 250V251H137ZM200 250H202V252L201 251H199V252H201V254H199V253H197L196 251H194V252H192V251H190V250H185V249H179L178 247H176V248H173V251H172V253H170V256L168 255L167 256V261H170V262H172V261H180V260H184L185 262H193V263H195V264H203L206 260H207V255H204V254H207L208 252L206 251V250H204L203 251V248L202 249H200ZM19 251V252H18ZM68 251V252H67ZM242 249L241 250H239V251H235V250H233V252L234 253H236L237 252V255H239V254H241L242 252ZM49 252V253H48ZM63 252V253H62ZM67 252V253H66ZM138 252V253H137ZM190 252V253H189ZM206 252V253H205ZM241 252V253H240ZM45 253V254H44ZM60 253H62V254H60ZM230 253V252H229ZM239 253V254H238ZM56 255V256H54V259H56V260H54V261H51L52 260V255ZM59 254V255H58ZM135 254V255H134ZM151 254V255H150ZM225 254V255H224ZM24 255V256H23ZM44 255V256H43ZM48 255V256H47ZM51 255V256H50ZM142 255V256H141ZM204 257H203V256ZM26 256V257H25ZM152 258H151V257ZM229 256V255H228ZM51 257V258H50ZM57 257V258H56ZM62 257V258H61ZM131 257H133V258H131ZM145 257V258H144ZM149 257V258H148ZM170 257V258H169ZM44 258V259H43ZM86 258H88L89 259V257H86ZM95 258H97V257H95ZM141 258V259H140ZM203 258H204V260H203ZM236 259H238V256L237 257H235ZM28 259V260H27ZM43 259V260H42ZM51 259V260H50ZM206 259V260H205ZM22 260V261H21ZM47 260H48V262H47ZM60 260V261H59ZM90 260V259H89ZM135 260V261H134ZM140 260V261H139ZM209 260V259H208ZM134 261V262H133ZM232 261V263H230ZM11 262V261H10ZM29 262H31V263H29ZM190 262V263H191ZM202 262V263H201ZM209 262V261H208ZM222 264L221 262H220V259L219 260H217L216 262L215 261H213L212 262V264ZM228 264H234V261L233 260H230V261H228L227 262Z\"/></svg>",
	"mask_w": 264,
	"mask_h": 264
},
{
	"label": "water",
	"instance_id": "water-1",
	"mask_svg": "<svg viewBox=\"0 0 264 264\" xmlns=\"http://www.w3.org/2000/svg\"><path fill=\"white\" fill-rule=\"evenodd\" d=\"M73 83L80 77L70 76ZM48 136L19 134L18 129L0 133V221L19 217L37 193L39 173L28 167L32 150H45Z\"/></svg>",
	"mask_w": 264,
	"mask_h": 264
}]
</instances>
